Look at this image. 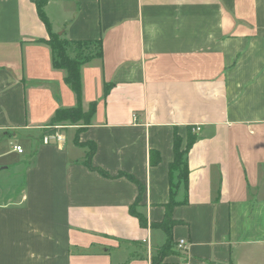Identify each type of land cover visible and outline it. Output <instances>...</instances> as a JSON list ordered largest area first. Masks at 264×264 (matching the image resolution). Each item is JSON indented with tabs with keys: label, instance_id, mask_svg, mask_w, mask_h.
Segmentation results:
<instances>
[{
	"label": "crops",
	"instance_id": "1",
	"mask_svg": "<svg viewBox=\"0 0 264 264\" xmlns=\"http://www.w3.org/2000/svg\"><path fill=\"white\" fill-rule=\"evenodd\" d=\"M35 1L0 0V264H152L174 132L184 148L188 128L187 202L172 209L186 248L160 264H264V0L47 1L54 32L102 41L80 66L81 105L95 111L78 138L112 177L84 164L78 124L42 140L77 97ZM119 172L144 188L145 227L129 211L138 185Z\"/></svg>",
	"mask_w": 264,
	"mask_h": 264
},
{
	"label": "trees",
	"instance_id": "2",
	"mask_svg": "<svg viewBox=\"0 0 264 264\" xmlns=\"http://www.w3.org/2000/svg\"><path fill=\"white\" fill-rule=\"evenodd\" d=\"M48 0H36L35 5L40 20L44 23L48 31V39L44 40L51 49L52 65L55 68H61L66 71L65 81L69 84L77 97V103L72 107H59L50 121L48 132L55 131V124L60 122H68L67 124H78L79 128L76 131L74 142L79 146H86L88 151L84 164L91 170L97 171L105 177H112L105 170L96 167L92 164V156L95 152L96 145L93 141L79 142V132L88 124L95 111V102H91L87 110H84L81 105V81H80V66L89 61L93 57H100L102 54V41L96 40H71L63 35L54 32L51 28V23L47 18L44 7ZM109 91V85L106 84L104 94ZM46 132V130H45ZM197 140V134L193 133L191 128H188L187 141L184 148L181 147V137L175 131L173 136V151L174 158L169 164V200L165 204V214L161 222L151 223L152 228H160L166 236L165 242L156 252V255L151 256L152 264H160L164 258L176 251V243L173 239L172 228L174 225L181 223V220H176L172 217V209L178 203L187 202L186 192L188 187L189 168L187 164V154L192 145ZM159 161V153L156 150L150 151V163L155 164ZM118 176H126L129 180L138 185L139 193L135 202L130 206L129 211L136 216L141 226H147L146 217L137 212L136 207L141 200L143 186L132 175L119 172ZM183 190L184 198L179 201L176 199L178 191Z\"/></svg>",
	"mask_w": 264,
	"mask_h": 264
},
{
	"label": "built area",
	"instance_id": "3",
	"mask_svg": "<svg viewBox=\"0 0 264 264\" xmlns=\"http://www.w3.org/2000/svg\"><path fill=\"white\" fill-rule=\"evenodd\" d=\"M54 139L60 140L61 139V134L55 132V133H52V134L44 135L43 138H42V140H43L44 143H50ZM14 149L17 152H19V153H21L23 151V149L19 145L14 146ZM185 243H186L185 240L181 239V240H179L177 242V245L176 246H177V248L184 250L186 248V244Z\"/></svg>",
	"mask_w": 264,
	"mask_h": 264
},
{
	"label": "rangeland",
	"instance_id": "4",
	"mask_svg": "<svg viewBox=\"0 0 264 264\" xmlns=\"http://www.w3.org/2000/svg\"><path fill=\"white\" fill-rule=\"evenodd\" d=\"M67 123H68V122H60V123H58V124H55V128L60 127L61 125H67ZM53 126H54V125H51L50 128L53 127Z\"/></svg>",
	"mask_w": 264,
	"mask_h": 264
}]
</instances>
